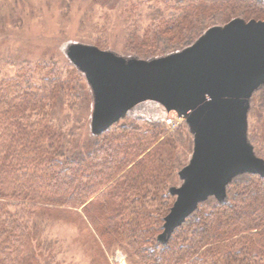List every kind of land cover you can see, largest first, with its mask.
Instances as JSON below:
<instances>
[{
    "label": "trees",
    "instance_id": "obj_1",
    "mask_svg": "<svg viewBox=\"0 0 264 264\" xmlns=\"http://www.w3.org/2000/svg\"><path fill=\"white\" fill-rule=\"evenodd\" d=\"M21 1L58 4L61 26L77 2ZM6 2L3 15L17 17ZM237 17L264 19V0H91L76 26L91 31L89 44L146 59ZM29 56L0 61V264H54L50 226L62 219L54 212L78 208L99 242L128 264H264V177H234L224 200L209 197L161 239L170 190L193 149L187 124L162 141L164 123L130 117L91 135L83 73L59 49ZM249 114L264 159V86Z\"/></svg>",
    "mask_w": 264,
    "mask_h": 264
},
{
    "label": "water",
    "instance_id": "obj_2",
    "mask_svg": "<svg viewBox=\"0 0 264 264\" xmlns=\"http://www.w3.org/2000/svg\"><path fill=\"white\" fill-rule=\"evenodd\" d=\"M76 47L70 57L95 95L94 133L134 105L153 102L188 120L196 134L192 163L180 173L187 182L171 190L178 197L165 218L164 236L208 196L224 200L236 174L264 177V160L244 144L246 95L264 82V20L236 19L211 28L192 47L150 62Z\"/></svg>",
    "mask_w": 264,
    "mask_h": 264
},
{
    "label": "rangeland",
    "instance_id": "obj_3",
    "mask_svg": "<svg viewBox=\"0 0 264 264\" xmlns=\"http://www.w3.org/2000/svg\"><path fill=\"white\" fill-rule=\"evenodd\" d=\"M0 1L3 2L4 0H0ZM90 1L91 0H77L74 8L76 10L74 11L71 19L66 20L64 23L66 24V27L64 26L63 23L62 26L59 25L60 7L58 4L53 5L52 8L51 7L52 5L42 3L41 8H39L37 2L29 4L21 0L20 1L7 0L9 4L15 6L18 15L17 17H15L16 15H13L12 17L9 16L5 17L3 15L4 14V10L2 9L3 5H1L3 3H0V19H1L0 20L1 22L0 23V61L1 60L3 61L4 59L8 58V53L10 54L24 53V54L32 55L29 57H33L47 52H51L54 49L55 50L59 49L63 53V55L76 66L74 61L71 59L70 54L73 52L75 48H78L76 46H87V47H93L99 49L104 52H109L110 54H113L114 56L124 60H129L134 58L135 60L138 61L150 62L153 60L161 59L168 55L182 52L188 47H192L193 45H195L196 42L202 36L201 35L192 45L187 46L186 48L165 54L163 56L150 57L146 59L124 54L114 47H108L107 49H102L96 45H92L89 44V42H87L89 41L92 34L91 31L87 29V27L84 28L83 30H80L79 27L76 26L78 24L80 16L84 15L85 12L87 11ZM100 13L101 11H98V9L96 8V12H94L93 15L97 14L99 15L100 18ZM236 19H242L246 21L242 17H237V18H233L228 23L217 27H224L230 22L236 21ZM251 20H257V19H251ZM258 20H264V19H258ZM211 28H208L204 32V34ZM60 30L62 32L61 35L59 34ZM51 35L53 36L49 37ZM48 37L50 39L48 42L50 44V47H48V44L44 42V39H47ZM77 68L81 71V73H83L85 77V84L92 95V102L90 105V115H89L90 134L98 135L99 133H94L92 128L93 115L96 111L95 95L86 73L83 70H81L79 67ZM262 86H264V82L263 84L261 83V85H258L257 88L253 86L250 92L248 91L250 95L248 93H247L248 96L246 95L247 97L245 104L246 128L244 132V140H245L244 144L249 145L252 148L251 150L252 156L259 157L261 159L262 157L257 155L254 143L252 142L251 139L252 133H254L252 128L254 119L249 114V110L253 95ZM125 117L164 123L166 125V133L160 138V141L164 140L169 133H171L172 131L175 130L176 127H178L179 124L184 122L187 124L188 129L192 134L193 149L185 165L177 171L176 176L178 177V183L174 185L172 188H181L182 186H184L187 181L186 179L181 177L180 173L192 163L195 153V146H196V141H195L196 134L194 133V131H192V127L189 121L186 119L183 120L181 119V117H178L177 115H174L172 113H168L167 108L153 102H141L134 105L132 108L127 110L125 115L121 117L119 120H122ZM242 174L244 173H238L234 177ZM174 197H175L174 200L175 202L178 195L175 194ZM209 197L211 196H208L202 202L206 201ZM225 198H226V193L224 199ZM78 211L81 212L82 208H78ZM79 212L77 213L71 210L54 212V216H58L59 218H62V219L56 218L54 221H52V224L50 226L52 230L50 233L51 238L54 237L58 240V242L53 247L54 248L53 251L56 254L54 264H125V263L128 264L126 256L125 254H123L121 250H116L114 253H111V251H108L104 247V245L99 242L97 235L95 234L93 229H91V227L87 224V221H85L79 215ZM164 230L165 228L163 229V231L159 236L163 240H165L166 237L168 236V235L164 236Z\"/></svg>",
    "mask_w": 264,
    "mask_h": 264
},
{
    "label": "built area",
    "instance_id": "obj_4",
    "mask_svg": "<svg viewBox=\"0 0 264 264\" xmlns=\"http://www.w3.org/2000/svg\"><path fill=\"white\" fill-rule=\"evenodd\" d=\"M169 120V119H168Z\"/></svg>",
    "mask_w": 264,
    "mask_h": 264
}]
</instances>
